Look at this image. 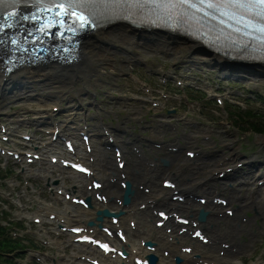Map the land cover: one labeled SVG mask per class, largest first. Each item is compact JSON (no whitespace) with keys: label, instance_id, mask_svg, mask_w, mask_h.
<instances>
[{"label":"rangeland","instance_id":"obj_1","mask_svg":"<svg viewBox=\"0 0 264 264\" xmlns=\"http://www.w3.org/2000/svg\"><path fill=\"white\" fill-rule=\"evenodd\" d=\"M113 26H116V25H113ZM114 29L117 31H122L120 28H117V27H114ZM107 30H110V29L108 28ZM107 30L104 33H106ZM109 33H113V32L109 31ZM134 34H137V32H134ZM89 41L91 43L93 42L91 40ZM141 42H142V45L145 46L144 48L147 50L138 56L140 58L142 57L141 59L144 62V64L142 65H132V64H129L127 66L120 65L119 55L116 52H114L112 49L108 47L106 48V46H104V48H102L104 51V55H106L107 57H110L112 54H115L116 59L115 58L109 59V61L107 62L108 65L100 63V64H93L92 66V70L90 71V74H92L96 69H99L102 72L103 76H106L107 74L113 76L111 78L107 76V81L110 82V86L106 89H103L104 91H108L111 94H114V95H117V96H120L126 99V100L110 99V102H107L103 105L104 106L103 109L110 112L105 117L106 121L111 122L112 126H114L115 128H118L120 126L124 128L131 127L132 132H134V134L136 135L144 134L146 136H152L150 124L145 123V122L141 123L143 127L148 128L147 132H142V130L138 127L136 123L137 117L139 115H142L145 109L148 107L147 106L148 101H145L142 98L143 97L148 98V96L150 95L151 97H153L152 99L153 102L158 103L159 101H164L162 106H165V107L169 106V108L168 110H161V109H158V107H155L154 105H152L151 103V110L146 111V114L148 115L147 121H150L152 119L155 125H158L157 114H160L163 112L168 113V111L173 109V107L176 108V106L178 105L185 104L180 108V113H179L180 118L192 117V118L202 119L210 123L212 129L215 130L216 132L215 137L218 138V144H219L220 150L225 151L226 149L223 146V139L225 137H222V136L225 135L226 133L225 132L226 123L230 121L231 119H233L237 115L235 112L241 110V108L238 106L229 105V103L225 101V108L227 111L226 113H224L222 109L217 107V105L212 99L210 102L208 101V96L204 97V93L206 92V90H209L212 86H214L215 81L217 80V77L215 76L213 72L202 73L197 70L187 72V71L182 70L181 68H178V63H175L178 61V58L183 57V56L188 57L190 60H197V62H201L205 59L207 61H210L212 60L211 58L212 55L211 56L201 55V54L194 52V49L192 52V49H189L182 45L180 47L183 48V52L179 53L180 52L179 47L175 46L177 44L169 43L168 40H164V42L157 43L154 46V49L160 50V51L168 49L169 50L168 52L171 53V57H168L167 55H164L163 53H154L152 51H149V44L145 43L144 39H142ZM91 43H89V45ZM91 49L92 47L88 48L89 51ZM84 52H85V49L84 48L83 50L81 49V54L84 55L83 59H85L86 61V57H85L86 55ZM162 65L164 66L162 67ZM216 65L218 64H215V62L212 63L211 70H216L217 69ZM1 66L2 65L0 63V69H1ZM147 66L150 67L153 71L147 70ZM125 71L127 72L125 73ZM169 72L173 73L172 76L169 75ZM130 73H134V76L138 78L137 80H134V84L132 83L130 79V76H129ZM24 77H25L24 82H18V85H16V87L13 89H15L18 92H22L24 94V91H26L25 87L29 86L31 88L38 89L39 91L38 93H32V95L28 93L30 96H33L34 98H37L38 96H42V95H46L47 98L52 97L50 93L55 91L54 88L45 89L43 85H40L38 83V79H36L33 74H25ZM254 77L258 79V81L254 83L255 85H257L256 87H254V84H253V88L259 90L261 97L264 98V72H261L260 76H254ZM162 78L166 80L165 84L163 83ZM58 80H59L58 78L53 79L54 82ZM177 80H181L183 82V85H177L176 84ZM50 83H48L47 85H49ZM117 83L119 84V86L115 85ZM76 84H79V82H77ZM143 84L149 87V90H150L149 92L145 91ZM13 85H14L13 81L10 82V86L12 87ZM132 85H134L133 91H131ZM236 85L245 86L246 88L250 89L245 84L242 85V83H238ZM164 87L167 90H165L166 92L161 93L160 89ZM97 90L99 93H101V89L98 88ZM92 94H96L95 88H89L87 93H85L83 96H81L78 99H74L70 97H61L59 100H48V101H53V103H51V106H50L51 108L55 104L60 103V104H63L62 108L65 109V111L76 110V109H72V107L77 106V101L79 103L88 101L92 105L93 104ZM245 94L247 93L245 92ZM132 95H134L135 99L137 100L136 102L137 108H135L134 106V103H133L134 101L128 100V98L132 97ZM170 96H172V98H170ZM236 98L239 99L240 101L245 102L248 106L252 105V107H254L253 111L257 112L256 116L254 115L251 116L250 124L248 127L245 123H243L241 124V127L239 128L240 132L245 133V134H244V140L241 143V149L239 150L238 154L239 156L242 157V159L239 160V162L240 161L243 162L246 160L249 161L250 158H253L256 161H263V164H256V166H252V167L250 165H247L243 169H240L239 172L237 173L238 175H241V174H243V176L247 175L251 177L254 182H256L257 180L254 178L256 168L259 169V173L264 172V147H262V142H263L262 140H264V133H259L255 131V128L252 127V123L257 122L261 124L262 126H264V104L258 102L256 99L254 100V102H252L250 100L244 99L241 96H237ZM99 99L101 100V98ZM190 102L195 103L193 104L194 105L193 107H188V105H190L189 104ZM130 103H132V105ZM1 104H4L5 106L9 105L8 103H4L0 101V105ZM56 106H58L59 108L58 104ZM200 106L206 110L209 118L200 117L198 113ZM39 107H44V105L43 104L35 105L34 109L39 108ZM252 107H248V109H252ZM28 109L29 107L27 106L21 107L15 112H13L12 114H16V113H19V114L24 113L25 115L30 114V113H25ZM1 111H4V109L0 108V112ZM89 111L92 112L93 110L89 109ZM74 112L78 113V115L75 117L76 124L81 125L82 124L81 111L78 110ZM134 112L136 113L134 114ZM216 112H218L219 114H217ZM153 113H154V116L152 118L150 117V115H152ZM94 115L96 116V113H94ZM65 116H66V113H61L59 115V118L65 119ZM165 118H166V115H160L159 123L160 121L165 120ZM98 120L99 118H96L94 120L88 119V122L96 124ZM172 120L173 118L171 117L167 118L166 120L167 125L165 127L160 128V131L164 132L165 138L175 139L177 137L178 138L181 137L184 134L183 130H181L177 134H172L171 133L172 130L169 131L168 123ZM8 126L13 133V139L15 141L17 139H20V135L23 132L29 131V130L23 129V130H20L19 132H15L13 130L12 122L8 123ZM187 132L190 133V130H187ZM120 134L122 135L121 138L126 136V135H123V133H120ZM154 135L156 136V138H151L152 140L159 141L162 139V135H158L157 133H154ZM188 135H191V134H188ZM184 140L186 144H191L192 140H188L185 137H184ZM194 142L197 143V139L194 140ZM200 144L204 146L202 143ZM159 151L162 153V155L161 156L158 155L157 156L158 158L166 155V152H163L162 150H159ZM233 153H236V152L234 151L232 152V154ZM129 154H130V166H131L132 162H136V158L134 156V153H132L131 150H129ZM219 155L220 153L216 154V157L218 158ZM177 158H178V155H177ZM179 159L182 161L180 162L181 164L183 163L190 164L192 169L196 171V169L193 167V162H194L193 160L188 159L186 157H181V156H179ZM159 163L162 168L163 167L162 163L160 161ZM204 164L207 166V170H208L209 166L206 164V161ZM135 168L140 171L142 170L141 168L139 169V167H135ZM170 169L173 170V175L175 173V177L178 179L183 180L184 177H190L188 182L191 183L192 186L196 188L198 187L199 179L205 178L209 174L207 171H205V172L196 174L194 178L193 176L189 174H186L181 171L179 172V170H174L173 168H170ZM247 170H252L253 173H244V171H247ZM132 175H135V174L132 173L131 176ZM4 176L11 177L8 174V171L0 170V211L6 210L8 214H0V222L3 224L4 220H9L10 225L6 227H8L10 231L11 230L18 231L20 235L17 237L15 236L14 237L25 243V240L30 239V235L28 234L29 229L27 228L26 225H23L22 223H17L16 219L18 217L11 214L10 211L6 207L8 206L9 209L14 210L18 214H21V215L27 214L26 208L27 206H30L31 204H34V206L35 204L47 206L46 204L43 203L45 196L44 194L41 193L42 187H39V189H37V192H34L32 190V194L23 197L22 194L25 192L24 190L13 189L11 188V186L9 187V183H8V187H6L5 190L9 191L12 195L14 194L17 199L19 198V196L22 197L23 203L25 204V207L23 208H17V207L15 208L14 203H10L9 201H5L3 199L1 179ZM154 176L157 177V173H155ZM11 181H12V184L13 183L16 184V181L14 180V178H11ZM228 182H231L233 184V187L230 188V195L235 198L236 193L234 191V187L237 185L238 180L237 182H235V178H233V179H230ZM210 190H212V188ZM263 190H264V185L258 186L255 200L251 204L247 203L248 202V197H247L248 192L247 191L242 192L245 195L244 202L246 203V207L244 209L242 208L241 209L245 211L246 213H248L247 217H245V220L243 219L241 222V226L243 227L242 230H237L235 229V227L234 228L231 227V222L227 221L228 214L226 212H224V217H222V221H218V224L221 225L220 233L218 234V236H221V237L223 236L224 237L223 241L225 243H228L231 246L232 240L237 241L239 239V236H240L241 242L244 243V248L240 249L239 253L237 254H232V250L235 249L236 251L238 249L237 247H232L229 253L227 252L228 248L220 249V240L216 243V247L210 248V250L216 255H218L220 251L224 252L223 254L220 253V256L226 258L227 260L226 264H264V196L261 194ZM30 198L33 199V202L28 201V199ZM232 200L233 202L236 201L235 199H232ZM64 202L65 204L67 203L66 201ZM112 207H114L115 209L117 208L116 205H111V208ZM203 207H206V206H203ZM104 208L105 207H103L102 209ZM227 208H231L229 204H227ZM209 209L211 211L213 210L212 207H209ZM258 212H259V215H256ZM249 214L252 217L251 223L249 222ZM79 215L81 216V211ZM254 216H257L256 219L258 217L260 218H258L257 220H254ZM252 229H256L258 231V235L253 234L251 232ZM228 230H231V231H228ZM238 233L239 235H236ZM26 245L27 246L25 248H21L20 250H27V253L21 254L19 252H14L11 254L9 258L13 259L14 262L12 264H34V262L29 257L28 248H33L35 247V245H33L32 243H27ZM11 247H13V245H11ZM6 264H10V263H6Z\"/></svg>","mask_w":264,"mask_h":264},{"label":"bare ground","instance_id":"obj_2","mask_svg":"<svg viewBox=\"0 0 264 264\" xmlns=\"http://www.w3.org/2000/svg\"><path fill=\"white\" fill-rule=\"evenodd\" d=\"M129 33L134 34V32H129ZM137 33H139V32H137ZM131 34L128 36L132 40ZM156 40H157V42H164V40H168L169 43L177 44L175 46L180 47L182 45V46L187 47L189 49H192L191 46H193V47L195 46L194 44L190 46L189 43L186 40H184V38H182V37H178V36L170 35V34H166V33L165 34H159L156 37ZM88 43H89V41H87L86 44L82 46V50H83V48L85 49L84 53L86 55L85 56L86 61L81 67L69 68V69L63 70L61 72V74H59L56 71L55 67L44 68L41 70H33V71L21 73L20 75L16 76L12 80L14 83L12 88H15L16 85H18V82H24V78H25L24 75L25 74H33L34 77L36 79H38V83L40 85H43L45 87V89H48V88H54L55 89L54 92L50 93V95H52V97L47 98V100H59L61 97H68L65 93H63V94L61 93L60 88L62 85L60 82L62 79L63 80H69L70 82H75V83L79 82L80 83L83 80V78H85L88 74H90V71L92 70L93 64H100L101 63V64H107L108 65L107 62L109 61V59H114V58L116 59L115 54H112L110 57H107L106 55H104V51L102 49V48H104V46H101L99 43H97V42L91 43L90 42L91 43L90 45ZM136 44L139 45V42H136ZM89 47H92V49L90 51L88 50ZM4 53L5 52L3 51V48H0V57L3 56ZM80 53H81V51H80ZM257 56L263 57L264 54L260 52L257 54ZM211 58L213 60V61L210 60L211 64L214 62H215V64H218V62L220 61L222 56L216 55V57H211ZM113 62H115V61H113ZM0 63H2L1 59H0ZM231 70H233V72H235L236 69H231ZM250 70H252L254 72H258V73L264 72V64L259 65V66L257 64H254V65L250 66ZM54 78H58L59 80L54 82L53 81ZM1 79H2V76H0V80ZM48 83H50V84L47 85ZM256 86L257 85L254 84V87H256ZM25 90L26 91L23 90L24 94L30 93V95H32V93H38L39 92L38 89H34V88L29 87V86H26ZM72 109H77V106H73ZM25 113H30V112H29V110H27ZM95 113H96V116H102V115H104L105 111L103 109L99 108V109H97V111ZM34 114L38 116V114L43 115L44 112H40V108H36V109H34ZM23 118H24V121H22ZM8 119H12V121L15 124H21V122H24V123L26 122L27 125H29L32 121H34V119L32 118V116L30 114L25 115L24 113L23 114H19V113L12 114L11 113L8 115ZM160 124L164 125L165 120L160 121ZM190 126L194 127L192 125H190ZM77 131H79V130H77ZM118 133H119V135H121L120 133L128 134V133H130V130H129V128L128 129L118 128ZM154 133L161 135L156 130H154ZM185 138L188 140H192L191 144H189V145L198 146V143L194 142V140L197 139V133L196 132L191 133V135L186 134ZM144 141H150L151 144H154L155 142L161 143V141L152 140L151 138H147V137H135L131 140V142H133V143H142ZM102 142L105 143L104 138L102 139ZM227 147H230L229 142H227ZM158 150H162V149H158ZM232 152H234V151H232ZM232 155L237 156L236 153H233ZM179 156H181V155H178V158H177V155H175V154L166 153V155H164L163 157H160L159 161L162 163L163 170L159 173V175L163 176L168 172L173 174V170L170 168H173L174 170H179V172L180 171L184 172V173L189 174L193 177L198 173H202V172L207 171V166L204 164L206 161L205 159H200V163H199L200 169L195 171L192 169L190 164H185V163L181 164L180 162H182V161L179 159ZM131 165H132V168H135L134 162H132ZM145 172H147V170H145ZM174 175H175V173H174ZM209 175L210 174H208L205 178H208ZM260 175H262V174H260ZM205 178L199 179V181H201ZM262 178H264L263 175H262ZM132 179L134 181H137L140 179V177L132 175ZM184 186L185 187L179 188L183 194H185L188 191V189H194V187L192 186L191 183H189L188 185L185 184ZM77 188H78L77 191L79 193L87 194L86 192H84V190H82V188L79 185H77ZM251 189L255 190L254 187H251ZM200 190L205 191V190H207V187H202V188H200ZM222 190H224V189H222ZM171 195H172L171 189H164L163 187H161L159 189V185H156V188H152L150 193L141 192L140 190L136 189V193L132 199V202L128 206L116 205V207H117L116 209L114 207H112V209H115V210H118L119 208L125 209V211H126L125 218L131 219V220L134 219L137 221L135 229H132L130 226L127 228V231L129 233V236H130V246L125 245L126 249L130 250L132 253L134 251H136V253H133V256L145 257L151 251L146 246H144V247L142 246V241L148 239V240L154 241L155 245L157 246L155 251H154L155 254H159L160 247H162V246H166V249H170V253L167 257L163 254L159 255V263L158 264H173V257L177 254L182 256L186 261H192L195 264H205L206 261H209V258H210L209 264H211V262H214V264H226L227 260L225 257H221L219 253H218V255L209 254L207 251H205L198 244L195 245V249H194V251H192V253H190V254L183 253L181 248L183 246H185V242L187 240V236L189 235V232H184V233L180 234L179 233L180 228L176 227L175 223L173 222V220L171 218L168 219L166 222L167 227L171 228V232H168L167 228H161L160 229L156 226V224H155L156 216L152 213V210L159 207V206L165 207V208L172 210V211H177V212L180 211V212H184L187 214L192 213L193 215L197 214L198 210H201L200 216L207 223L217 224V223H215V221L217 220V217L215 215L211 216V213L208 212L206 210V208L198 209V207L196 205H194L195 203L193 201H190V200L189 201L186 200L185 202H179V201L172 200ZM263 195H264V190H263ZM64 201H66V200H64ZM230 203H233V200H231ZM143 204H146L144 209L141 208ZM95 206L100 207V206H103V204L100 205V203L95 202ZM209 207L213 208L212 212H214V213L221 212V211H219V207L214 205V204H209L207 206V208L209 209ZM87 212H91V211L88 210ZM79 213H80L79 210L71 209V207L68 205V203H66V207L64 209H62L61 212L59 213V218H65L66 223H70L71 221L82 222L84 220L79 215ZM256 215H259V212ZM238 217L239 216L237 213V214H234L233 217H227V218L229 220H231V219H237ZM256 217L257 216H254L255 220H256ZM188 229H191V226H189ZM242 229H243V227H241V230ZM228 231H231V230H228ZM236 235H239V233ZM171 238H172V240H171ZM211 238L213 240V247H216L215 245H216L217 241L220 240L222 237L215 235L214 233H211ZM138 240H139V244L137 243ZM72 243H75L73 241V239H72ZM55 244L60 249L64 247L63 242L60 240H58L57 243H55ZM234 246L237 247L238 249L244 248V244L239 239L237 241L232 240V245L227 249V252L229 253L230 249ZM177 248L179 250L178 253H177ZM103 262H105V261H103ZM125 264H133V258H130L129 260H125Z\"/></svg>","mask_w":264,"mask_h":264},{"label":"snow or ice","instance_id":"obj_3","mask_svg":"<svg viewBox=\"0 0 264 264\" xmlns=\"http://www.w3.org/2000/svg\"><path fill=\"white\" fill-rule=\"evenodd\" d=\"M6 2L7 0H0V5ZM11 2L19 3L20 0H11ZM49 2L58 8L64 9V15H76L75 9L77 7L81 10V16H83L85 11L88 12V18L84 19L80 25L83 30L99 26L95 9L100 6H103L107 11L131 5L155 4L166 7L180 6L181 10L185 12L189 9H194L196 12H203V16L199 18L201 20L207 18L209 21H216L219 25H224L237 33L242 32L243 29L252 28L254 32L264 35V7H257L264 6V0H49ZM185 5L188 7L183 8L182 6ZM69 9L72 10L71 13H69ZM59 14L57 13V15ZM14 15H18V13ZM22 18L29 20L30 17L25 15ZM242 23L243 29L236 26ZM12 26L11 24L8 25V27ZM0 31H3V25H0ZM243 34L249 36L252 33L243 31ZM57 35H60V33H57ZM244 47L247 49L249 45L245 44ZM196 235L199 236L200 233H196ZM101 247L106 248L107 245H101Z\"/></svg>","mask_w":264,"mask_h":264},{"label":"water","instance_id":"obj_4","mask_svg":"<svg viewBox=\"0 0 264 264\" xmlns=\"http://www.w3.org/2000/svg\"><path fill=\"white\" fill-rule=\"evenodd\" d=\"M114 27H117V28H120L121 30H124V31H127V32H137V31H139V28L140 27H137L136 25H133V24H130V23H128V22H125V21H123L122 23H120V24H118V25H116V26H111L110 27V29H114ZM131 28V29H130ZM142 31H140L139 33H137V35H139V36H143V35H145V36H150V35H152V37L151 38H147V40L148 41H152V40H154L155 39V35H157V34H165V33H168V32H166V31H163V30H161V29H152V28H149V27H143L142 26ZM174 34H176V33H174ZM179 37H183V36H181V35H178ZM82 39H84V40H94L95 42H99V43H101V44H108V45H112L114 42L112 41V40H110V39H107V38H105V37H95L94 35H93V33L92 32H85V33H83V35H82V37H81ZM191 46V45H190ZM192 47V52H193V49H194V52H196V53H198V54H201V55H205V56H209V54H211V52H210V50H209V48H207V46L206 45H195L194 47L193 46H191ZM82 64L84 63V61H82L81 62ZM201 64H204V65H209V64H207V63H203V62H200ZM67 64H70V63H67ZM8 65H11V63H9ZM252 65H254V64H252ZM252 65H243L249 72H251L252 70H250V66H252ZM47 66H49V64L48 63H42V68H45V67H47ZM210 66V65H209ZM259 66V65H258ZM76 68V67H78V65H77V63L76 62H71V64H70V66H66L65 68ZM41 68V69H42ZM9 69V68H8ZM217 69H219V68H217ZM220 69H222V65L220 64ZM219 69V70H220ZM62 69H60V71H61ZM228 74H230V73H228ZM90 75H92V74H90ZM261 75V73H258V76H260ZM263 76V75H262ZM73 84H74V89H75V91L73 92V93H69L67 96L68 97H70V98H74V99H78V98H80L81 96H83V93H82V89H81V87L78 85V84H76L75 82H73ZM7 86H8V83H5L4 85H3V88H7ZM13 90V88L12 87H10L9 88V91H12ZM45 99H47V97H44ZM68 101V100H67ZM95 103H93L92 105H94ZM62 111H65V109H63L62 108ZM30 112L32 113L33 112V110L31 109L30 110ZM172 114V113H171ZM170 114V115H171ZM146 142V144L145 145H148V143L150 142V141H145ZM163 144H165V145H167V143L166 142H162ZM130 183L128 182L127 183V189L125 190V193H124V200L126 201V203H129L130 202V197L132 196V194H133V192L131 191V188H130V185H129ZM97 214H98V218H101V216H103V215H105V216H110V217H112V216H119L121 213H111V212H109L108 210H105V211H98L97 212Z\"/></svg>","mask_w":264,"mask_h":264},{"label":"trees","instance_id":"obj_5","mask_svg":"<svg viewBox=\"0 0 264 264\" xmlns=\"http://www.w3.org/2000/svg\"><path fill=\"white\" fill-rule=\"evenodd\" d=\"M255 130L259 133H264V126L262 125H255V123L252 124ZM11 246V242L5 238H1V232H0V251L1 250H7Z\"/></svg>","mask_w":264,"mask_h":264}]
</instances>
